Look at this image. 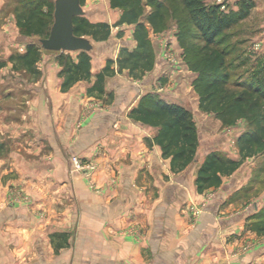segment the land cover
I'll use <instances>...</instances> for the list:
<instances>
[{"label": "crops", "instance_id": "0c3cea01", "mask_svg": "<svg viewBox=\"0 0 264 264\" xmlns=\"http://www.w3.org/2000/svg\"><path fill=\"white\" fill-rule=\"evenodd\" d=\"M6 1L0 0V13L7 14L0 21V264H264V235L251 226L254 215L229 202L235 185L224 184L229 175L198 192L204 155L193 174L188 166L172 170L154 141L157 127L130 115L155 90L188 108L194 120L201 111L194 72L180 63L170 68L158 41L148 37L156 42L149 70L133 77L114 62L101 91H88L107 59L119 54L121 44L109 35L89 52L91 77L63 90L58 51L40 50L34 70L9 59L24 52L28 37ZM251 1L237 24L257 13L253 38H261L264 0ZM85 6L87 17L113 10L109 0ZM107 17L90 21L109 24ZM134 28L129 47L136 44ZM163 75L177 81L162 84ZM71 153L93 165L89 176L73 168ZM9 187L21 189L29 203L10 196Z\"/></svg>", "mask_w": 264, "mask_h": 264}, {"label": "trees", "instance_id": "16d2710c", "mask_svg": "<svg viewBox=\"0 0 264 264\" xmlns=\"http://www.w3.org/2000/svg\"><path fill=\"white\" fill-rule=\"evenodd\" d=\"M109 1L111 7L121 9L117 24L135 23L133 38L136 44L133 47L123 45L115 60L107 59L88 91L93 89L101 91L104 77L113 73L111 65L114 62L118 70L128 69L129 75L133 77H138L152 67L154 52L144 22L148 21L154 30L163 28L168 18L165 6L176 2V0H149L147 4L151 7L150 12L141 14L140 0ZM251 2V0H240L237 10L226 13L219 10L216 4H209L205 0L177 1L180 10L184 13V21L181 19V23L185 22L194 27L198 32L197 40H201L198 45L196 44L198 54L192 59L185 56L187 68L196 73L193 87L199 95V108L217 112L223 123L242 115L247 105V97L251 98L253 95L246 89L238 93L234 92L226 85L229 78V62L224 46H220L222 31L246 17L252 6ZM80 3L82 5L83 0H80ZM47 16V11L39 10L37 5H31L24 14L18 12L17 24L24 29V35H36L39 39L48 35L52 24L50 22L46 26ZM73 32L76 35H86L98 42L108 39L110 27L107 22H92L87 15H80L73 18ZM41 48V45L35 41L28 40L24 52L13 53L9 59L14 57L20 59L23 65L34 70L33 65L40 56ZM58 52V62L61 66L59 73L64 75L61 89H67L77 80L91 77L89 52L77 51L75 57H72L70 52ZM2 64L3 61L0 60V66ZM260 98L262 96L257 93L253 107L259 105ZM130 115L143 123L157 127L154 141L160 145L162 155L170 158L172 170L184 169L194 160L199 148V138L188 108L168 102L160 93L152 90L142 95L138 104L131 109ZM256 124L255 134H249L243 139L244 143L239 148L240 159L223 157L216 149L205 153L195 178L198 192L211 185L221 184L222 176L231 175L239 166L241 158L250 153L253 146L264 147V109ZM254 217L257 219L251 226L264 235V211L261 214H254Z\"/></svg>", "mask_w": 264, "mask_h": 264}, {"label": "rangeland", "instance_id": "374dc122", "mask_svg": "<svg viewBox=\"0 0 264 264\" xmlns=\"http://www.w3.org/2000/svg\"><path fill=\"white\" fill-rule=\"evenodd\" d=\"M148 1L149 0H140L141 4L139 9L141 14L146 12L147 6H150L147 4ZM177 1L178 0L165 6L168 18L167 23L163 28L158 30L152 28L148 29V37H153L154 41H158V48L160 47L161 57L167 61L165 63L168 64L170 68L174 69L179 63L187 68L186 57L191 59L195 57L196 54H198L196 44L198 45L201 42V40L198 41L196 38L198 32L194 27L189 26L185 22L181 23V19L184 21V13L180 10ZM6 2L7 5L11 6L9 9L12 8L14 11L16 20L18 12L24 14L28 6L37 5L39 10L47 11L48 13L46 26L50 24V22L52 23L54 0H7ZM205 2L216 4L219 10L229 13L233 10H237L240 0H205ZM234 4L238 6L233 8L235 6ZM85 5L86 0H83L82 6L87 9ZM120 14L121 9L113 8V10H109V13H102L101 15L98 14L95 16L90 15L88 16V19L93 20V18L98 16L108 18L107 16H110L109 27L111 38L112 40H115V46L121 44L120 46L122 47V45L129 44L128 40H131L132 38V27L135 23L117 24L116 22ZM6 15V13L1 12L0 21H4ZM258 18L257 13L253 14L247 19L246 23L241 25L237 24V21L222 31L220 46H224L227 52V61L229 62V78L226 85H228L234 92L238 93L241 90L246 89L251 91L253 95L251 98L247 97V105L244 113L236 119H231V121L226 123L222 122L215 111L203 109L195 112L194 122L195 125L197 124L196 128L199 138V151L196 159L191 161L187 167L188 174L194 173L193 169L195 165L198 164V159L201 156L203 157V155L211 149L218 150L223 157L240 159L239 148L244 143L243 139L246 136H249V134H255L256 123L259 122L261 111L264 109V37L255 38L254 36L253 38L255 26L259 25ZM144 25L147 28L146 22H144ZM19 32L24 34V29L20 27ZM128 34H130L131 38L127 36ZM27 37L26 41L32 40L40 45L38 42V36L32 35ZM119 37L122 38L119 39ZM182 40L184 41L182 42ZM155 43L153 42L152 45ZM111 48H113L112 45ZM111 48L109 51H111ZM23 49L24 46L22 45L19 50L22 51ZM41 50L44 49L41 48ZM71 54L72 56L76 55L75 52ZM195 77L196 73H193V80ZM160 80H162L160 83L163 84L168 83V81H177V78H169L168 75H163L160 77ZM193 80L192 86L194 85ZM193 89V94L198 102V92L194 87ZM257 93L260 94L262 98H260L259 105L253 107L255 95ZM70 155L72 156L75 154L71 153ZM82 163L85 164L84 162ZM87 165H90V167H87L84 170H79L84 172L86 177L89 176V173L93 170V165L91 163ZM223 180L224 184H235L232 186V189H229L231 190L229 191V193L231 192L229 194V202L238 201L239 208H244L243 211L245 210V214L247 215L263 213L264 147L258 145L253 146L251 152L241 158L237 169L231 175L224 177ZM8 192L10 196L14 198L19 196L24 198V201H26L25 204L29 203V196L21 189L9 187ZM236 194L238 195L236 196ZM238 206L235 207L233 211L239 210ZM196 211H198V209H196ZM198 212H200V209ZM247 228L248 225L246 226V229ZM140 237V235L136 236V238Z\"/></svg>", "mask_w": 264, "mask_h": 264}, {"label": "water", "instance_id": "95a60500", "mask_svg": "<svg viewBox=\"0 0 264 264\" xmlns=\"http://www.w3.org/2000/svg\"><path fill=\"white\" fill-rule=\"evenodd\" d=\"M87 14L80 0H54L53 21L48 35L38 39L41 47L60 52L96 51L98 46L95 41L73 32V18Z\"/></svg>", "mask_w": 264, "mask_h": 264}, {"label": "built area", "instance_id": "2783aa9c", "mask_svg": "<svg viewBox=\"0 0 264 264\" xmlns=\"http://www.w3.org/2000/svg\"><path fill=\"white\" fill-rule=\"evenodd\" d=\"M71 162H72L73 168L75 170H84L85 168L90 167V166H86L85 164H83L77 155L71 156Z\"/></svg>", "mask_w": 264, "mask_h": 264}]
</instances>
